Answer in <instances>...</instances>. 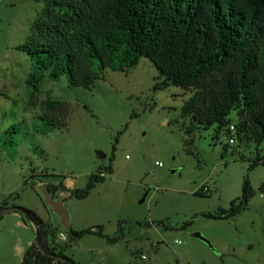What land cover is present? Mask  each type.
I'll return each instance as SVG.
<instances>
[{
    "label": "rangeland",
    "instance_id": "1",
    "mask_svg": "<svg viewBox=\"0 0 264 264\" xmlns=\"http://www.w3.org/2000/svg\"><path fill=\"white\" fill-rule=\"evenodd\" d=\"M48 1L0 0V206L8 201L35 211L48 222L51 247L77 264H264V165L248 171L264 155V142L241 137L230 145L212 140L213 129L197 127L188 151L184 132L191 121L181 109L192 92L157 89L159 73L147 57L124 72L106 70L90 89L71 87L66 76L52 81L44 70L35 91L28 82L38 68L17 47L44 19ZM95 1L57 0L56 11ZM47 99L70 106L66 128L40 120ZM110 164L111 174L104 169ZM98 171L104 182L85 199L72 196ZM247 178L255 190L248 206L225 220L208 217L229 211ZM39 184L65 201L72 230L93 232L69 247L60 241L67 234ZM197 232L211 247L192 237ZM34 240L31 222L4 213L0 264H21Z\"/></svg>",
    "mask_w": 264,
    "mask_h": 264
},
{
    "label": "trees",
    "instance_id": "2",
    "mask_svg": "<svg viewBox=\"0 0 264 264\" xmlns=\"http://www.w3.org/2000/svg\"><path fill=\"white\" fill-rule=\"evenodd\" d=\"M59 5L57 0L48 1L44 19L32 27L27 42L17 47L38 68L28 82L35 91L44 70H50L52 81L66 76L71 87L90 89L106 70L124 72L147 57L159 73L157 89L173 85L192 92L181 109V118L191 121L184 132L189 143L183 146L188 151L197 127L213 129L212 140L222 137L230 145L235 144L230 140L241 137L257 146L264 142V0H96L94 6L71 3L65 11H56ZM44 108L43 123L59 129L68 126L71 109L67 103L47 99ZM6 133L12 134V128ZM226 152L224 147L222 158ZM262 164L264 155L257 154L248 171ZM104 169L112 173L111 164ZM104 181L98 171L72 196L85 199ZM254 196L247 178L242 197L232 201L230 210L208 217H234ZM6 212L19 213L35 228L34 243L21 264H77L51 247L48 222L35 211L10 207L4 201L0 219ZM65 232L69 247L93 231Z\"/></svg>",
    "mask_w": 264,
    "mask_h": 264
},
{
    "label": "water",
    "instance_id": "3",
    "mask_svg": "<svg viewBox=\"0 0 264 264\" xmlns=\"http://www.w3.org/2000/svg\"><path fill=\"white\" fill-rule=\"evenodd\" d=\"M99 158L104 159L105 155L102 152H97ZM37 190L40 192L43 200L45 201L46 205L52 210V212L58 217L60 225L65 231H69L71 229V215L68 208L65 206L64 200H57L51 194L50 191L45 189L43 185L39 184ZM145 197L140 203H143ZM192 237L197 238L207 245L211 247L210 241L205 238L201 233L197 232L192 235Z\"/></svg>",
    "mask_w": 264,
    "mask_h": 264
},
{
    "label": "built area",
    "instance_id": "4",
    "mask_svg": "<svg viewBox=\"0 0 264 264\" xmlns=\"http://www.w3.org/2000/svg\"><path fill=\"white\" fill-rule=\"evenodd\" d=\"M230 143L231 144H234L235 143V140L234 139L233 140H230ZM59 240L62 241V242L66 241L67 240L66 235L61 233L60 236H59ZM141 258L142 259H145V256L144 255H141Z\"/></svg>",
    "mask_w": 264,
    "mask_h": 264
}]
</instances>
